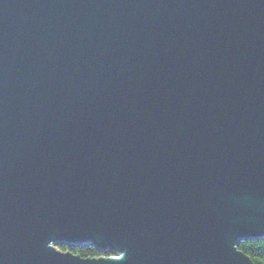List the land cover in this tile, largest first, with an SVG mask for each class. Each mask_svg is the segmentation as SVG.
I'll return each mask as SVG.
<instances>
[{
  "label": "water",
  "instance_id": "water-1",
  "mask_svg": "<svg viewBox=\"0 0 264 264\" xmlns=\"http://www.w3.org/2000/svg\"><path fill=\"white\" fill-rule=\"evenodd\" d=\"M263 237L264 0H0V264Z\"/></svg>",
  "mask_w": 264,
  "mask_h": 264
},
{
  "label": "trees",
  "instance_id": "trees-1",
  "mask_svg": "<svg viewBox=\"0 0 264 264\" xmlns=\"http://www.w3.org/2000/svg\"><path fill=\"white\" fill-rule=\"evenodd\" d=\"M239 250L247 255L254 264H264V237L254 239H244L239 242ZM59 249L72 252L82 257H97L103 255L91 245L80 247H69L66 245L59 246Z\"/></svg>",
  "mask_w": 264,
  "mask_h": 264
},
{
  "label": "built area",
  "instance_id": "built-area-1",
  "mask_svg": "<svg viewBox=\"0 0 264 264\" xmlns=\"http://www.w3.org/2000/svg\"><path fill=\"white\" fill-rule=\"evenodd\" d=\"M60 250V249H59ZM62 251V250H60ZM63 252V251H62ZM64 252H67V251H64ZM103 255L101 256H97L96 258H100V257H108V258H120L118 257V255H111V254H108V253H104V252H101ZM76 255V254H75ZM93 258V257H92Z\"/></svg>",
  "mask_w": 264,
  "mask_h": 264
},
{
  "label": "bare ground",
  "instance_id": "bare-ground-1",
  "mask_svg": "<svg viewBox=\"0 0 264 264\" xmlns=\"http://www.w3.org/2000/svg\"><path fill=\"white\" fill-rule=\"evenodd\" d=\"M92 246V245H91ZM94 247V246H93Z\"/></svg>",
  "mask_w": 264,
  "mask_h": 264
}]
</instances>
